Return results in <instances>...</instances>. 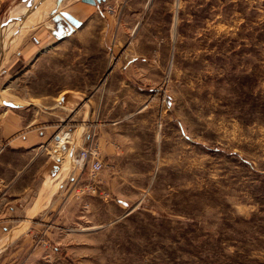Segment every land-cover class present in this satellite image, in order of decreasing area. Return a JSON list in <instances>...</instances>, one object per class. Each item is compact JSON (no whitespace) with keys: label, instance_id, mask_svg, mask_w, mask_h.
<instances>
[{"label":"rangeland","instance_id":"374dc122","mask_svg":"<svg viewBox=\"0 0 264 264\" xmlns=\"http://www.w3.org/2000/svg\"><path fill=\"white\" fill-rule=\"evenodd\" d=\"M37 1L0 0V53L24 32L0 65L20 100H0V150L39 115L52 142L89 125L99 154L120 120L121 145L92 179L71 160L49 176V201L37 165L29 195L6 187L26 158L1 152L0 244L19 231L0 264H264V0H46L20 26ZM62 10L82 21L69 34Z\"/></svg>","mask_w":264,"mask_h":264},{"label":"crops","instance_id":"0c3cea01","mask_svg":"<svg viewBox=\"0 0 264 264\" xmlns=\"http://www.w3.org/2000/svg\"><path fill=\"white\" fill-rule=\"evenodd\" d=\"M63 33V32H62ZM114 69V66L112 67ZM111 68V69H112ZM122 67H119V70ZM113 72V71H111ZM64 104V103H63ZM84 116V114H83ZM39 124L35 125L33 128L26 129L27 126H23L24 130L21 134H19L16 138L10 139L4 146L1 147L0 153L4 150H7L8 152L19 154L20 156H24L26 160L23 162L22 166L19 168V172L17 176L15 174L12 176V180H8L5 182L6 187L9 189L10 187L15 188L16 185H21L22 190H18L22 192V195L27 196L29 195V191L31 190L30 182H27V173L31 172V170H34L36 165L38 167L37 170H39V174L37 175V178H39V184H38V190L45 188L42 195L44 196L46 193V200L50 197V199L53 197L55 191L49 192V187L45 186V182L47 181V178L50 176V181H52L53 185L58 183L60 178H68V176L71 174V167L72 164L70 160L72 161V156L74 153L85 144L86 137L88 138V132H89V125H84L82 129V133L80 136H76L72 130L67 132L66 138L67 140H58L57 142H52V137L54 136L55 139H58L59 135L57 134V131L54 129L52 130L51 127L55 125V121H52L48 123L45 118L37 117ZM54 122V123H53ZM120 120H112L111 129H116L119 126ZM107 124L103 126V130L101 129L100 134L97 136V144L100 149V155L102 159H112L113 155L115 154L116 148H119L121 144L117 147V144L115 143V140L118 138L115 137L112 134V130L108 128L107 130ZM117 142V141H116ZM116 144V145H115ZM58 148H60V151L62 152V155L58 154ZM55 152V153H54ZM57 153V154H56ZM69 153V154H68ZM58 156V157H57ZM64 160V161H63ZM1 163V162H0ZM3 165L5 166V169L9 170L14 169L11 162H4ZM68 169V170H67ZM66 171V177L64 178L62 171ZM57 175V176H55ZM71 176V175H70ZM4 177H0V181L3 180ZM32 179L35 178V176L31 177ZM48 190V191H47ZM15 192V190L13 189ZM48 192V193H47ZM50 193V194H49ZM48 194V195H47ZM24 199V197H18L13 199H8L6 205V211L16 209H20L19 206H16V203L11 204L8 202L17 201V203L20 204L21 200ZM49 199V200H50ZM48 200V201H49ZM48 201L45 203V207ZM43 206V208H45ZM22 210L27 212L23 206H21ZM31 208V207H30ZM29 208V209H30ZM24 212V213H25ZM26 216V213L24 214ZM13 218V217H12ZM28 218V217H27ZM9 222L10 220L2 219L0 220V229L1 231H5L7 226L5 224H2L3 222Z\"/></svg>","mask_w":264,"mask_h":264},{"label":"bare ground","instance_id":"6f19581e","mask_svg":"<svg viewBox=\"0 0 264 264\" xmlns=\"http://www.w3.org/2000/svg\"><path fill=\"white\" fill-rule=\"evenodd\" d=\"M102 1V0H101ZM38 2V1H37ZM40 2V3H39ZM39 4H35L36 6H34V7H36V9H35V11H34V14H30L29 15V17L27 16V17H25L24 19H22L21 21H19L20 23V26H25V27H28L29 25H33V23L31 22L33 19H34V22H35V20H37V19H40L41 17H42V12L45 10V8L46 7H48L47 6V3H46V0H39ZM32 3V2H31ZM51 3V2H50ZM70 3V2H69ZM97 4V3H96ZM96 4H94V5H96ZM50 5V4H49ZM30 8H32V6H30ZM29 8V9H30ZM42 8H44L42 11H41V9ZM27 12V11H26ZM32 13V12H31ZM26 14H28V13H26ZM13 15V14H12ZM31 15H33L32 17V20H31V18H30V16ZM13 17V16H12ZM17 18H20V16L19 17H17ZM18 20V19H17ZM29 20V21H28ZM31 20V21H30ZM12 21V20H11ZM82 24V23H81ZM62 28H63V33L65 32L66 33V31H67V27H65V26H62ZM8 30H9V26H8ZM22 32V31H21ZM23 33L24 32H22L21 34H20V36L18 37V35L17 36H15L14 38L16 39L15 41H13V42H15V44H14V46L19 42V40L21 39L20 37L23 35ZM6 36V35H5ZM11 37H13V36H11ZM6 44H7V42H6ZM13 46V44H12V46H11V44L7 47V46H5V47H3V50H2V52L0 53V65H2L3 63H4V61L6 60V58H7V56H8V54L10 53L9 51H10V49H11V47H14ZM1 67V66H0ZM0 98H1V96H0ZM8 99V98H7ZM7 99H4L3 97L0 99L1 100V102H4V103H13V104H19V102H20V100H19V102H16V101H18V100H16V101H12V100H7ZM23 104V103H22ZM25 105V104H24ZM65 140V139H64ZM55 153V152H54ZM57 154V153H56ZM69 154V153H68ZM58 157V156H57ZM64 161V160H63ZM68 170V169H67ZM64 171V170H63ZM66 172V171H65ZM55 176H57V175H55ZM51 182V181H50ZM53 184V183H52ZM48 185V184H47ZM50 186V185H49ZM55 186V185H54ZM48 187V186H47ZM54 188V187H53ZM45 189V188H44ZM50 190V189H49ZM52 190V189H51ZM48 191V190H47ZM49 192H51V191H49ZM42 193H43V191H42ZM48 193V192H47ZM50 194V193H49ZM48 195V194H47ZM42 201V200H41ZM33 209V208H32ZM39 210H40V208H39ZM35 211H37V209L35 208ZM30 212V211H29ZM32 212V211H31ZM30 215V214H29ZM26 222V221H25ZM26 228V227H25ZM15 229H16V227H15ZM24 229V228H23ZM19 231V229H17V230H11V232H10V235H9V237H7V238H5L2 242H1V244H0V249H3V247L5 246V244L7 243V241L10 239V237H11V235L12 236H14V235H16V233L15 232H18ZM13 238V237H12Z\"/></svg>","mask_w":264,"mask_h":264},{"label":"built area","instance_id":"2783aa9c","mask_svg":"<svg viewBox=\"0 0 264 264\" xmlns=\"http://www.w3.org/2000/svg\"><path fill=\"white\" fill-rule=\"evenodd\" d=\"M72 161L76 166L87 167L89 179L94 178L105 165L91 136H88L85 146L72 156Z\"/></svg>","mask_w":264,"mask_h":264},{"label":"water","instance_id":"95a60500","mask_svg":"<svg viewBox=\"0 0 264 264\" xmlns=\"http://www.w3.org/2000/svg\"><path fill=\"white\" fill-rule=\"evenodd\" d=\"M81 1L94 5L96 3H99L101 0H81ZM60 15L67 24L66 25L67 34L71 33L75 27H79L82 23L81 20H79L77 17H75L68 11L62 10L60 11ZM58 30H59L58 34H61L64 31L62 27H60Z\"/></svg>","mask_w":264,"mask_h":264}]
</instances>
